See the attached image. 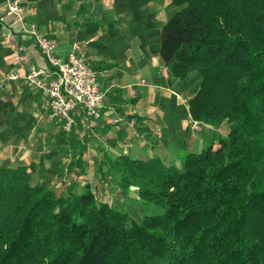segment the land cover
<instances>
[{"label": "trees", "instance_id": "trees-1", "mask_svg": "<svg viewBox=\"0 0 264 264\" xmlns=\"http://www.w3.org/2000/svg\"><path fill=\"white\" fill-rule=\"evenodd\" d=\"M173 3L161 57L176 79L200 72L191 118L221 133L180 165L105 153L103 180L139 207L0 164V264H264V0ZM63 123L34 136L82 162L90 137Z\"/></svg>", "mask_w": 264, "mask_h": 264}, {"label": "crops", "instance_id": "crops-1", "mask_svg": "<svg viewBox=\"0 0 264 264\" xmlns=\"http://www.w3.org/2000/svg\"><path fill=\"white\" fill-rule=\"evenodd\" d=\"M7 2L0 0V79L11 71L20 77L0 83V164L25 166L36 182L53 188L63 189L65 179L78 185L76 192L91 184L107 200L114 185L98 170L105 153L158 155L180 165L186 153L203 150L221 133L191 125L188 100L199 90L200 72L176 79L161 57L162 27L181 8L173 0H20L25 18L56 41L60 57L84 43L106 92L100 118H88L81 109L74 114L80 137H90L83 142L82 162L74 152L56 149L54 136L40 147L36 128L46 135L54 121H48L47 101L24 76L30 65L48 62L34 38L5 15ZM129 117L143 118L149 130L139 133Z\"/></svg>", "mask_w": 264, "mask_h": 264}, {"label": "built area", "instance_id": "built-area-1", "mask_svg": "<svg viewBox=\"0 0 264 264\" xmlns=\"http://www.w3.org/2000/svg\"><path fill=\"white\" fill-rule=\"evenodd\" d=\"M5 15L21 24V31L32 36L37 47L47 59V66L32 64L24 78L39 90L47 101L48 121H64L63 128L69 131L75 123L74 114L81 109L88 118L98 119L106 100V92L98 79L97 71L91 66L84 43H75L68 58L56 53L57 43L49 35L38 29L37 23L25 18V6L20 0H7ZM20 77L17 71H11L0 79L1 85L7 80ZM129 124L136 127V119L131 118ZM195 130H201V122L191 118ZM160 129V128H159ZM44 137V133H39ZM70 184L69 180H65Z\"/></svg>", "mask_w": 264, "mask_h": 264}, {"label": "rangeland", "instance_id": "rangeland-1", "mask_svg": "<svg viewBox=\"0 0 264 264\" xmlns=\"http://www.w3.org/2000/svg\"><path fill=\"white\" fill-rule=\"evenodd\" d=\"M99 170V169H98ZM100 171V170H99ZM100 174H101V172H99ZM101 177H102V174H101ZM103 179V178H102ZM66 180V179H65ZM65 180H63V185H64V187H66V185H68L66 182H64ZM70 182H72L71 180H70ZM73 183V182H72ZM73 184H75V183H73ZM105 186H106V184H105ZM83 187V189H88V190H91V191H94L95 193H97L98 191H99V189H98V191H97V189H93V186L91 185V184H86V185H84V186H82ZM76 188H78V185H76L75 184V188H74V190L76 189ZM97 191V192H96ZM102 193L101 194H96L97 195V197L99 198V199H101V198H103L102 196L104 195L103 194V191H101ZM111 198H109V199H107V200H109V201H113V200H116V201H118V202H122V203H124L126 206H128V205H137V207H139L140 205H139V203L138 202H136L137 201V199H136V192H135V189L133 188V190L131 191V193H130V195L128 196V197H121V196H119V194H118V189H117V187H113L112 189H111ZM101 197V198H100ZM104 200V199H103Z\"/></svg>", "mask_w": 264, "mask_h": 264}]
</instances>
